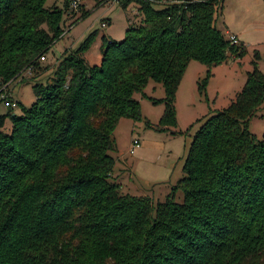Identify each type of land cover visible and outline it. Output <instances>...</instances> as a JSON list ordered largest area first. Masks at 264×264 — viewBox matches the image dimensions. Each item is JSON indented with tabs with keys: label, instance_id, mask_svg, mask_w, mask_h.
<instances>
[{
	"label": "trees",
	"instance_id": "1",
	"mask_svg": "<svg viewBox=\"0 0 264 264\" xmlns=\"http://www.w3.org/2000/svg\"><path fill=\"white\" fill-rule=\"evenodd\" d=\"M46 1L0 0V102L26 73L46 71L40 59L69 14L67 0ZM224 2L121 0L141 17L121 42L103 38L99 65L84 58L93 34L61 57L52 83L33 86L29 108L0 116V264H264V135L249 131L264 104L257 51L241 91L194 134L163 202L110 182L119 122L142 120L135 95L162 85L164 98L150 101L164 108L159 130L175 128L188 64L207 68L200 90L214 68L247 55L215 26Z\"/></svg>",
	"mask_w": 264,
	"mask_h": 264
},
{
	"label": "rangeland",
	"instance_id": "2",
	"mask_svg": "<svg viewBox=\"0 0 264 264\" xmlns=\"http://www.w3.org/2000/svg\"><path fill=\"white\" fill-rule=\"evenodd\" d=\"M63 4L64 0H47L45 7L56 5L62 8ZM120 4L116 0H88L77 13L64 15L63 33L47 53L46 61L41 62L48 71L33 75L26 73L23 79L12 83L9 91L14 101L29 108L36 101L33 86L52 83L50 78H53L61 57L77 51L93 34L84 58L90 66L99 65L103 38L121 42L129 19L137 24L141 17L133 4L127 9H122ZM84 13L87 14L79 20ZM103 22H108L104 28L101 27ZM215 26L228 40L232 33L238 34L240 43L244 42L247 47V55L242 59L229 58L226 63L214 68L207 85L200 90L207 68L194 61L188 64L176 95L175 128L159 130L164 108L162 104L150 101L164 98L162 85L150 82L144 91L146 97L134 96L141 105L142 120L132 122L123 119L119 122L114 132L116 151L110 153L115 160L110 182L118 183L122 194L148 196L154 207L163 202L184 175L182 169L194 134L209 115L227 108L241 91L247 73L252 70L255 51L260 57L258 67L264 73V0H225ZM7 99L11 100L9 96ZM19 110L7 108L3 101L0 102V116L12 111L19 113ZM10 128L11 122L6 120L4 131ZM249 131L258 140L263 137L264 104L251 119ZM133 140H138L140 146L131 155L129 150ZM175 201L182 203V193H177Z\"/></svg>",
	"mask_w": 264,
	"mask_h": 264
},
{
	"label": "built area",
	"instance_id": "3",
	"mask_svg": "<svg viewBox=\"0 0 264 264\" xmlns=\"http://www.w3.org/2000/svg\"><path fill=\"white\" fill-rule=\"evenodd\" d=\"M88 0H67V3H68V7H69V12H78V10L80 9V7ZM117 2H120L121 0H116ZM107 26V23L106 22H103L101 24V27L104 28ZM230 41L233 43V44H237L238 41L236 39L235 36H230ZM41 62H44L45 61V58H41L40 59ZM3 90H5V88H3ZM9 97H11L10 95V92L6 90L3 92V96H2V101L4 103V106L7 107V108H11V109H14V108H17V104L15 102H12L10 101L9 99H7ZM140 146V143L138 140H133L132 142V147L130 148L129 150V153L132 155L134 153V150L139 148Z\"/></svg>",
	"mask_w": 264,
	"mask_h": 264
},
{
	"label": "crops",
	"instance_id": "4",
	"mask_svg": "<svg viewBox=\"0 0 264 264\" xmlns=\"http://www.w3.org/2000/svg\"><path fill=\"white\" fill-rule=\"evenodd\" d=\"M107 24H108V22H107ZM227 32H229V31H227ZM230 33V32H229ZM230 36V35H229ZM232 36H235L236 37V39H237V41H238V43H240V40H239V38H238V34H236V33H232ZM242 42V41H241ZM243 44H244V42H242ZM245 45V44H244ZM246 46V45H245ZM247 48V47H246ZM45 61H46V57H45ZM44 61V62H45ZM44 67H46V66H44ZM47 69L48 68H46V71H47ZM46 71H44V72H46ZM43 72V73H44ZM37 74H39V73H37ZM50 79H52V78H50ZM10 92V91H9ZM11 93V92H10ZM11 100L13 101V102H15L16 104H18V102H16V101H14V99L12 98V96H11Z\"/></svg>",
	"mask_w": 264,
	"mask_h": 264
},
{
	"label": "bare ground",
	"instance_id": "5",
	"mask_svg": "<svg viewBox=\"0 0 264 264\" xmlns=\"http://www.w3.org/2000/svg\"><path fill=\"white\" fill-rule=\"evenodd\" d=\"M230 36H232V35H230ZM230 36H229V40H230ZM9 98H11V97H9ZM10 100V99H9ZM10 101H12V100H10ZM13 102V101H12Z\"/></svg>",
	"mask_w": 264,
	"mask_h": 264
}]
</instances>
